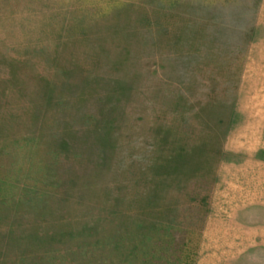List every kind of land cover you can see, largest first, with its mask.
<instances>
[{"label": "rangeland", "instance_id": "rangeland-1", "mask_svg": "<svg viewBox=\"0 0 264 264\" xmlns=\"http://www.w3.org/2000/svg\"><path fill=\"white\" fill-rule=\"evenodd\" d=\"M0 264H264V0H0Z\"/></svg>", "mask_w": 264, "mask_h": 264}]
</instances>
